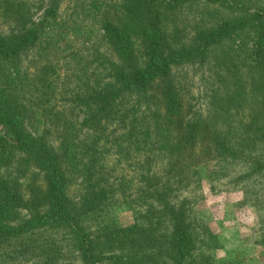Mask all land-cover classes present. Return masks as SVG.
Here are the masks:
<instances>
[{"label":"trees","instance_id":"obj_1","mask_svg":"<svg viewBox=\"0 0 264 264\" xmlns=\"http://www.w3.org/2000/svg\"><path fill=\"white\" fill-rule=\"evenodd\" d=\"M60 1L50 0L33 19L6 0L17 13L10 15L14 26L0 30V253L22 246L17 241L26 235L55 228L66 230L78 264H100L116 246L122 251L113 258L116 264H195L189 220L172 192L186 189L192 169L209 162L239 167L238 178L264 179V8L250 11L243 0H101L105 11H100V29L110 56L91 64L80 77V91L71 97L86 112L80 122V130H86L78 139L81 131L72 120L75 107L66 113L51 108L52 64L48 60L31 69L35 64L24 58L51 40L49 30ZM191 1H206L234 16L197 27L187 41L175 29L167 34L160 9L171 13ZM245 31L255 36L251 63H218L228 79L225 91L207 118L190 117L173 67L204 63L225 39ZM125 97L134 98L136 105L157 98L159 109L149 126L154 132L161 128L163 142L159 152L145 149L143 155L150 174L143 175L139 185L144 208L135 216L138 223L117 232H92L84 221L110 204L116 189L105 175L101 141H107L115 122L134 144L141 141L134 115L116 108ZM38 116L40 131L34 127ZM136 155L141 157L138 151ZM158 157H165L161 176L160 169L151 168ZM76 174L83 184L74 202L68 189ZM160 227L165 232L161 236Z\"/></svg>","mask_w":264,"mask_h":264},{"label":"rangeland","instance_id":"obj_2","mask_svg":"<svg viewBox=\"0 0 264 264\" xmlns=\"http://www.w3.org/2000/svg\"><path fill=\"white\" fill-rule=\"evenodd\" d=\"M10 1L14 2L15 9L33 19L41 16L50 2ZM243 1L250 11L264 8V0ZM103 8L101 0H61L56 22L49 30L48 37L51 40H44L24 56L25 63L28 61L29 65L35 64L31 69L45 65L48 60L52 64L55 79L52 84L51 108L66 113L65 110L75 107L72 120L79 130L86 112L71 97L80 91V77L89 72L93 67L91 64L110 56L100 29V11H105ZM174 11L169 13L166 7L160 9L162 26L167 34L174 32V29L180 32L183 41H187L197 27H211L234 16L231 11L220 9L206 1H191ZM16 13L6 4V0H0L1 31L14 26L10 23V15L13 17ZM254 40L255 36L250 31L237 33L225 39L221 43V49L215 47L206 62L173 67L175 85L190 117L203 119L211 114L217 98L225 91L228 82L224 67L218 63L223 65L231 59L251 63L249 53ZM134 47L140 56L139 40H134ZM229 67L232 69L233 63ZM116 108L118 111L126 108L129 116L134 115L135 131L140 135L141 141L134 144L132 137L121 134L122 130L116 127V122L109 127L107 141H101L105 175L116 189L110 204L84 221L92 232L101 228L117 232V229H123L121 227L138 223L135 216L144 208L142 194L138 191L139 185L143 175L150 174L147 173L149 166L144 163L143 155H147L145 149H150L153 153L159 152L164 137L161 128L154 132L152 126H149L155 121V110L159 109L157 98L148 105L144 102L136 105L134 98L125 97L118 102ZM51 114L54 115L55 112ZM237 116L240 117V112ZM34 127L37 131L42 127L39 116ZM85 130H80L78 139ZM142 131H146L145 136ZM136 146L141 147L137 150L141 157L136 155ZM164 160L165 157H158L151 167L160 169V176ZM239 170V167L228 166L226 163H203L192 169L190 182L188 177L186 180V189H175L172 192L173 201L177 205L183 204L189 220L195 264H264V179L256 175L238 178L236 172ZM25 182L26 179L23 183ZM119 183L123 185L122 189L118 187ZM82 184L80 174L74 175L68 189L72 201L79 200ZM154 216L155 214H151L150 219ZM65 231L50 228L26 235L17 241L22 246L0 253V264H78L79 260H76ZM164 233V228L160 227L157 235ZM111 239L114 240V236ZM107 253L109 254L104 256L100 264H116L113 258L122 251L116 246V249Z\"/></svg>","mask_w":264,"mask_h":264}]
</instances>
